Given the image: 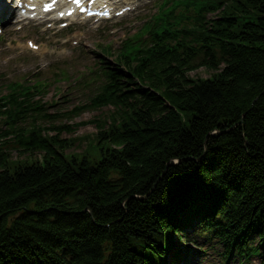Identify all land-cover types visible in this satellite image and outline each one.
Segmentation results:
<instances>
[{
    "label": "trees",
    "instance_id": "trees-1",
    "mask_svg": "<svg viewBox=\"0 0 264 264\" xmlns=\"http://www.w3.org/2000/svg\"><path fill=\"white\" fill-rule=\"evenodd\" d=\"M227 1L210 20L218 0L195 5L191 26L168 13L126 44L82 107L114 106L110 123L79 154L69 127L21 125L58 117L12 86L0 102L13 121L0 138L15 145L0 147V264H165L187 203L189 223L220 214L205 226L227 248L244 251L249 232L264 243V0ZM198 68L210 77L193 78Z\"/></svg>",
    "mask_w": 264,
    "mask_h": 264
},
{
    "label": "rangeland",
    "instance_id": "rangeland-1",
    "mask_svg": "<svg viewBox=\"0 0 264 264\" xmlns=\"http://www.w3.org/2000/svg\"><path fill=\"white\" fill-rule=\"evenodd\" d=\"M149 1V0H147ZM150 4L142 11L121 22H113L97 28L93 25L79 26L73 31L50 30L45 32L36 25L29 26L23 31L17 32L15 25L8 21L4 40L0 41V83H5L16 78H23L29 74H40L47 80L51 94L46 97L52 106L47 108L51 115H61L56 123L48 120L39 121L46 129H53V126L69 127L72 131H64L62 138H69L73 146L69 153L79 154L82 150L91 146L95 139L99 124L109 125L110 117L115 111L113 107L90 109L74 115L73 111L78 107L85 106L90 102L97 91L99 80L94 79L89 73L97 67L98 61H104L102 47L111 45L115 50L119 48L125 38L132 36L138 30L133 22L137 18H150L157 13V6L160 0H150ZM42 43L41 50L33 53L26 45V39ZM107 58V57H106ZM106 60H110L106 59ZM62 72L65 78H61ZM193 78H209L211 71L199 68L191 73ZM36 76V75H35ZM35 76L30 80L35 81ZM83 85L81 98L72 95L70 82L79 80ZM0 91V96L2 95ZM45 97V98H46ZM7 120L0 115V135H5L9 130ZM32 121H28L30 124ZM54 135V131H46ZM9 138H0L2 147L12 148L15 146ZM16 156L17 152H13ZM15 156V157H16ZM18 159V157H16ZM179 220V219H178ZM183 242L180 246L181 256L188 254L192 257L193 264H220V256L205 248V245L188 244ZM234 264V262H233ZM250 264H260L258 258H254Z\"/></svg>",
    "mask_w": 264,
    "mask_h": 264
},
{
    "label": "bare ground",
    "instance_id": "bare-ground-1",
    "mask_svg": "<svg viewBox=\"0 0 264 264\" xmlns=\"http://www.w3.org/2000/svg\"><path fill=\"white\" fill-rule=\"evenodd\" d=\"M180 229V228H179ZM243 253L237 252L236 253V259L239 260L242 257ZM169 262L173 263V259H168Z\"/></svg>",
    "mask_w": 264,
    "mask_h": 264
},
{
    "label": "snow or ice",
    "instance_id": "snow-or-ice-1",
    "mask_svg": "<svg viewBox=\"0 0 264 264\" xmlns=\"http://www.w3.org/2000/svg\"><path fill=\"white\" fill-rule=\"evenodd\" d=\"M77 2H78V0H77Z\"/></svg>",
    "mask_w": 264,
    "mask_h": 264
}]
</instances>
